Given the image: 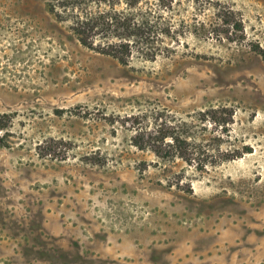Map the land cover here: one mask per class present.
<instances>
[{
  "label": "rangeland",
  "instance_id": "1",
  "mask_svg": "<svg viewBox=\"0 0 264 264\" xmlns=\"http://www.w3.org/2000/svg\"><path fill=\"white\" fill-rule=\"evenodd\" d=\"M49 1L0 0V264H264V0H173L127 64ZM220 108L206 171L131 144L137 115Z\"/></svg>",
  "mask_w": 264,
  "mask_h": 264
},
{
  "label": "trees",
  "instance_id": "2",
  "mask_svg": "<svg viewBox=\"0 0 264 264\" xmlns=\"http://www.w3.org/2000/svg\"><path fill=\"white\" fill-rule=\"evenodd\" d=\"M172 5L173 0H50L48 8L58 20L70 21L69 28L82 45L127 64L135 53L153 59L164 51L155 40L174 27L163 13ZM227 114V108H220L180 117L164 110L153 111L151 117L137 115L133 119L131 144L141 151H152L163 171H169L166 162L182 160L196 172H203L229 158L228 151L216 153L200 134L207 130L209 119L224 126ZM4 117L7 116L0 115V129ZM0 145H6L4 136H0ZM142 164L144 170L147 166ZM183 171L165 177L167 185L191 190L193 177Z\"/></svg>",
  "mask_w": 264,
  "mask_h": 264
}]
</instances>
